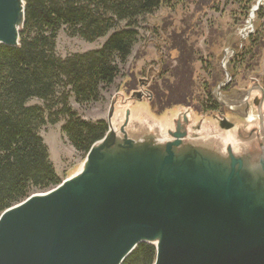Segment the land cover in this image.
<instances>
[{
	"label": "water",
	"instance_id": "95a60500",
	"mask_svg": "<svg viewBox=\"0 0 264 264\" xmlns=\"http://www.w3.org/2000/svg\"><path fill=\"white\" fill-rule=\"evenodd\" d=\"M25 8L0 0V47L20 48ZM151 76L112 99L73 175L0 214V264H122L143 244L153 264H264L263 87L215 98L222 117L176 107L159 120ZM143 102L149 113L131 110Z\"/></svg>",
	"mask_w": 264,
	"mask_h": 264
},
{
	"label": "trees",
	"instance_id": "16d2710c",
	"mask_svg": "<svg viewBox=\"0 0 264 264\" xmlns=\"http://www.w3.org/2000/svg\"><path fill=\"white\" fill-rule=\"evenodd\" d=\"M166 2L169 0H25L20 48L0 47V214L63 181L49 159L41 128L63 119V137L83 157L104 137L106 121L90 123L81 119L71 109L69 100L73 98L80 107L101 101L102 93L114 84L120 67L132 53L138 39L139 19ZM255 2L237 0L243 20ZM215 3L198 0L196 5L214 9ZM263 12L262 7L255 11L257 22ZM253 27L254 34L234 45L235 58L227 67L229 75L236 71L250 74L259 68L264 27L256 23ZM62 29L69 37L87 43L107 40L99 50L63 60L56 55L57 35ZM179 52L184 54L182 48ZM193 71L192 59L181 55L173 72L172 87L164 83L162 93L157 88L153 91L151 109L163 112L175 105H185L199 114L223 110L212 95V88L221 81L220 75H215L210 83L194 82ZM261 85L264 89V77ZM204 94L205 104L201 101ZM31 100L40 101L42 106H28ZM155 257L154 247L143 244L122 264H153Z\"/></svg>",
	"mask_w": 264,
	"mask_h": 264
},
{
	"label": "rangeland",
	"instance_id": "374dc122",
	"mask_svg": "<svg viewBox=\"0 0 264 264\" xmlns=\"http://www.w3.org/2000/svg\"><path fill=\"white\" fill-rule=\"evenodd\" d=\"M215 1V8L209 9L207 6H197L198 0H184L183 2L169 0L151 15L139 19L136 29L137 42L126 64L120 67L119 76L114 84L102 93L101 101L97 103L80 107L71 98L69 100L71 109L87 122L106 121L112 99L118 93L128 96L136 91L139 81L147 80L150 72L152 76L149 90L153 94V102V91L156 88L162 93L165 90L164 83L167 87L169 85L172 87L173 72L178 68L181 55L184 59H192L194 71L191 78L194 82L197 80L210 83L215 75H220L221 81L212 88V95L223 103L227 104L231 100L233 97L231 95H234L233 90L246 89L249 86V79L254 78L261 84L264 77V50L256 71L250 74L236 71L233 76L230 75L231 80L226 86L218 88L219 85L225 83V72L228 73L227 67L235 58L234 45H238L254 34V23L264 27V12L258 22L255 18V11L259 7L264 9V0H256L245 20H243V10L237 0ZM257 6V10L252 14V10ZM122 28H124L123 24L120 26V29ZM106 40L107 38H104L94 43H87L79 38L69 37L62 29L57 35L56 55L64 60L73 55L99 50ZM180 48L184 50V54H180ZM199 93L202 94L200 91ZM201 101L204 104L207 101L205 94ZM194 103H196L195 100ZM28 106H42V103L38 100H31ZM176 106L190 108L195 112L192 107L185 105H175L163 112L154 111L151 107L150 110L157 119L163 120L167 115L175 113ZM131 110L149 113L145 102L135 103ZM223 111L227 113L224 107ZM225 114L197 113V119L201 117L208 119L212 115L222 117ZM63 123L64 120L60 119L58 124H47L39 132L48 148L49 159L56 174L64 181L79 169L84 157L77 154L66 142L61 133Z\"/></svg>",
	"mask_w": 264,
	"mask_h": 264
},
{
	"label": "flooded vegetation",
	"instance_id": "af4514ba",
	"mask_svg": "<svg viewBox=\"0 0 264 264\" xmlns=\"http://www.w3.org/2000/svg\"><path fill=\"white\" fill-rule=\"evenodd\" d=\"M218 114H220V115H223V114H225V111H223V110H220L219 112H217Z\"/></svg>",
	"mask_w": 264,
	"mask_h": 264
}]
</instances>
